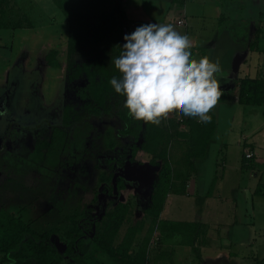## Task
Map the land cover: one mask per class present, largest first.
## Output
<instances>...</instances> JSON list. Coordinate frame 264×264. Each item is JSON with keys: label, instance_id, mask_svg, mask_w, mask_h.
I'll return each instance as SVG.
<instances>
[{"label": "rangeland", "instance_id": "1", "mask_svg": "<svg viewBox=\"0 0 264 264\" xmlns=\"http://www.w3.org/2000/svg\"><path fill=\"white\" fill-rule=\"evenodd\" d=\"M17 3L24 14L14 13L13 17L22 21L20 22L22 30L12 31L10 28L0 30V62L9 74L8 85L3 84L0 87V92L4 93L0 97V151L4 149V151H11L13 147L14 153L26 155L31 152L34 141L49 136L50 125L60 123L65 105L73 106L78 112L81 110L83 102L77 97V91L85 85L86 81L85 79L71 83L66 81L68 23L59 19L60 13L53 3L50 0H17ZM137 3L142 4L141 11L135 7ZM185 3L190 4L189 10L193 14V30L200 22L201 25H205V29L210 31L202 33L201 45H207L211 41L210 36L215 35L219 38L216 49L205 48L204 52L213 61L217 59L220 61L227 57V61L222 63L223 65L220 64L222 74L217 77L220 81V88L223 90L222 97L214 107L218 119L217 136L205 160L207 173L199 178L197 187H200L199 191L207 192L214 178L224 171L225 177L222 178V182L221 177L218 176V180L222 183L221 193L227 194L229 198L233 197V200H228L224 205L227 215L230 216V211L234 207L238 208V217L245 214L247 209H249L247 214L251 215V205H246L248 196H245L244 200L242 193L254 189L253 186L256 185L259 173L249 169L244 170L245 178H243L240 171L235 168L241 162L242 157V149L238 147L240 131L244 132V128L248 130L253 123H259L262 120L261 109L235 104L233 98L236 90L228 89L230 83L225 77L227 73L235 71L239 52H242V48L251 40L249 27L252 25L253 30L259 28L257 20L261 13L264 20V0H186ZM42 5L43 10L39 8ZM123 9L128 18V27L132 32L143 24L165 23L172 24L181 35L185 34L184 28H181L183 26L175 25L178 19V13H175L176 7L171 6L167 0H124ZM242 9L245 11H241ZM220 14L226 19L218 23L216 16ZM247 17L252 20L250 24L246 22ZM30 26V30H27L29 28L26 27ZM117 45L116 37L108 38L104 44L84 45L72 56V60L74 64L80 65L106 52L114 56L119 49ZM51 49L58 50L57 59L62 64L60 72L45 67V55ZM225 52L227 56L221 55ZM233 52H235L234 57H231ZM211 53L215 55L211 56ZM229 58L235 60L232 65L228 61ZM248 63L254 66L257 65L258 60L253 57L252 62L250 58ZM243 70H240L239 77L245 75ZM251 73L254 74V72ZM5 95L6 99H4ZM221 99L225 103H221ZM247 111L253 113V118L248 120V116L245 117ZM161 119L160 125L171 129L173 143L169 146V155L171 161H175L180 157L182 149L178 148L174 142L179 143L186 140L188 128L184 122L180 121L184 120L183 116L176 118L174 114H169L167 119ZM92 122L97 130L94 133L95 137L88 144L89 152L87 151L86 157L77 167L67 172L68 181L77 183L78 188L70 190L72 197L65 212L70 213L75 210L77 213H82L86 211L90 215L101 216L113 211L116 203L123 204L125 221L119 230L115 245L121 243L127 229L137 226L138 232L129 252L134 256L147 243L146 252L149 253L150 258H153L154 250L159 243L157 244L158 238L156 239L155 234L157 229L153 225L148 209L151 208V192L155 188L160 166H152L150 163L152 157L142 152H138L135 157L125 154L120 158L116 149H124L127 140L116 137L115 129L119 127L118 122L108 118ZM230 127H233V132L228 134ZM15 141L18 143L14 144ZM226 141L228 145L222 146V143ZM247 142L252 143L249 138ZM221 146L222 152L219 153ZM262 146L264 153V143ZM115 157L121 160L117 168L114 167L111 170L102 164L105 160ZM222 160L226 161L227 168L225 169L215 165L217 162L221 163ZM164 162L160 161L159 164ZM100 173H104L105 176L112 175L109 188L100 185ZM119 178L122 179L124 188L116 191L115 185ZM57 179L58 176H55L50 182L44 181L40 174L34 172L21 179L0 169V206L25 221L35 219L51 207L47 201L50 194L47 187H53ZM218 180L216 183L219 182ZM66 185L64 183L63 187ZM174 185H179V183H174ZM203 187H206L205 190ZM174 192L172 189L169 194H175ZM111 201L114 203L112 204ZM217 201L220 200L217 198ZM199 204H197V210L201 208ZM190 212V208L188 209L186 205L183 206L177 201L172 204L169 218L186 220L192 217ZM250 217L247 216V220H250ZM255 220L256 249L264 251V227H262L264 215H257ZM226 222L224 219L223 223L226 224ZM98 229L102 232L103 225L100 224ZM238 234L240 236L241 232ZM53 240L59 245L57 237H53ZM62 264H69V262L64 261Z\"/></svg>", "mask_w": 264, "mask_h": 264}, {"label": "trees", "instance_id": "2", "mask_svg": "<svg viewBox=\"0 0 264 264\" xmlns=\"http://www.w3.org/2000/svg\"><path fill=\"white\" fill-rule=\"evenodd\" d=\"M13 1L0 0V28L22 29V21L14 22L13 18L14 13H23L22 8L18 5V9L15 8ZM50 1L59 11V19L68 23L65 76L69 83L85 79V85L77 91V97L83 104L79 112L73 106L65 105L60 123L50 125L49 136L36 140L27 156L22 157L11 151L0 153V169L10 175L22 179L34 172L48 182L58 176L55 185L47 187L50 190L47 201L51 207L39 217L25 221L0 206V264H62L64 261L69 264H148L147 243L134 256L129 252L138 232L137 226L127 229L121 243L115 245L125 221L123 204L116 203L113 211L101 216L90 215L86 211L65 212L72 197L70 190L78 188L77 183L68 181L67 172L77 167L89 152L88 144L97 130L92 121L113 119L119 124L115 129L116 137L127 140L124 149H116L120 158L125 154L135 157L142 152L152 157V166H160L155 188L151 192V208L148 209L153 225L161 231L167 227L169 231H165L168 235L181 233L182 227L191 230L192 225L159 223L158 218L170 191L174 189L176 194H185L190 174L197 172L199 164L206 160L216 131L215 117L211 110L209 122L188 117L180 120L188 128V138L178 143L182 149L180 157L171 161V129L133 120L123 107L124 97L116 94L109 83L112 77H120L113 60L119 56L121 49L114 56L106 52L80 65L72 60L82 46L104 44L111 37H116L118 45L123 46V36L129 34V29L122 0ZM58 54L57 49H51L45 55L48 67L59 69ZM238 87V101L241 104L264 107L263 79H243ZM118 157L107 159L102 164L112 170L121 164ZM160 161L165 162L159 164ZM111 179L112 175H99L100 185L104 188L110 187ZM64 183L66 187H63ZM174 183L179 185L175 186ZM123 188L122 179L119 178L115 189L120 191ZM261 193L264 194V189ZM100 224L103 225L102 232L98 229ZM53 237L58 238L59 245Z\"/></svg>", "mask_w": 264, "mask_h": 264}, {"label": "crops", "instance_id": "3", "mask_svg": "<svg viewBox=\"0 0 264 264\" xmlns=\"http://www.w3.org/2000/svg\"><path fill=\"white\" fill-rule=\"evenodd\" d=\"M123 1L122 0V8H123ZM171 6L176 7L175 13H178L177 17L179 19H183L185 21V26L181 27L184 28L185 34L188 35L192 40V47L190 49L192 56H190V60L194 57L197 60L201 57L208 56L204 51L205 48H215L217 47V42L219 38L215 35L212 37L210 36L211 40L207 45H201L200 41H202V33L209 30L205 29V25H201L198 22L196 29L193 30V18L191 10H189V5H186V0H167ZM39 2V1H38ZM139 2V1H138ZM36 4V3H35ZM12 5L17 8L18 3L17 0L12 2ZM24 6V5H23ZM141 3L135 4V7L141 11ZM187 7V9H186ZM43 10L44 6H40ZM18 9V8H17ZM124 11V9H123ZM241 11H245L242 9ZM126 22L128 26V18L124 11ZM259 17V18H258ZM257 18V22L259 23V28L253 30L251 26L249 27V32L251 40H249L242 48V52H239V59L237 63V67L235 71L229 72L226 74V79H228L230 83V87L228 89H235L236 95L233 98V102L237 105H241L244 107H258L261 109L260 114L262 116V120L259 123H253V126L246 130L244 128V132L240 131V142H238V147L242 149V157L241 162L239 165L237 164L236 170H239L241 176L245 178L244 170H253L259 173L258 180L256 185L253 186V190L247 193H242L244 200L245 196L247 197L248 201L246 205H251V215H248L247 212L249 209L246 210L245 214L241 216H237L238 208L234 207L230 211V216L227 215L224 205L228 202V200H233L229 198L227 194L221 193V182L222 178L225 177L224 171L222 174L218 175L221 182L218 180V176L214 178V182L211 183L210 187L208 188L207 192H201L198 188L199 178L206 175V167L205 161L199 164L197 172L191 173L190 177L186 181V192L185 194H168L164 199L162 211L159 214L158 222H172V223H186L192 225L191 230H185L182 227L181 233H174L172 235H168L166 231H169L168 228H162L161 231L159 228L156 230V239L158 238L159 245L156 246L154 250L153 258L149 257L148 264H264V251L256 249V236L257 232L254 226L256 216L264 215V194L261 191L264 189V153L262 152V143H264V107L261 106H250V105H243L238 101V93L239 87L238 84L241 80H248V79H263L264 80V22L261 16L259 15ZM14 18V17H13ZM247 23H251V19L247 17ZM15 21H18L17 18H14ZM226 17L216 16V20L218 23L225 20ZM196 20V19H195ZM244 20V19H243ZM195 24V23H194ZM129 29V34L132 32ZM2 30V28H0ZM19 30L18 28L12 29ZM22 30V29H21ZM27 30H30L27 29ZM196 38V41H195ZM198 39V40H197ZM203 50V51H202ZM218 53V52H216ZM235 52L231 54V57H234ZM211 56L215 54L211 53ZM221 55L227 56V52ZM258 60L257 65L251 66L249 64V60L252 58ZM221 58V56H220ZM227 61V57L224 59H220V64L223 65ZM231 62H235L234 59H228ZM46 68H50L45 65ZM52 69V68H50ZM62 69V64L60 63L59 69H52L55 72H60ZM241 69L245 74L242 77H239V72ZM66 70V68H65ZM251 72H254L252 74ZM251 73V74H250ZM8 72L5 67H3L2 63L0 62V87L5 84L8 85ZM3 88V87H2ZM222 89V88H221ZM223 91V90H222ZM3 92H0V97L3 96ZM6 99V95L4 96ZM221 103H225L223 99H221ZM220 103V104H221ZM244 113H245V109ZM245 117L248 116V120L252 117V112L247 111ZM257 113V112H256ZM254 113V114H256ZM212 114L215 117L216 122V131L214 138L209 146L215 142V138L217 136L218 131V119L215 114V110H212ZM257 116V115H255ZM244 117V118H245ZM233 120V119H232ZM233 132V127H230L228 130V134ZM247 138L251 139L252 143L247 142ZM256 138H258L256 140ZM19 141V139H18ZM15 141L14 144L18 143ZM35 142V141H34ZM33 142V144H34ZM226 143V144H224ZM178 148H181L180 144L175 143ZM223 145H228V141L223 142ZM222 146L219 147V153L222 152ZM14 150L13 147H11ZM5 150V149H4ZM4 150L0 151V153L4 152ZM11 150V152H13ZM250 151L253 153V157L251 159L245 158V153ZM14 153V152H13ZM19 155L18 153H16ZM28 154V153H27ZM26 155H19L22 157ZM207 159V158H206ZM217 164V165H216ZM216 167L225 169L227 168L226 161L222 160L221 163H215ZM214 165V166H215ZM243 173V175H242ZM216 180L219 182L216 183ZM203 186V184H202ZM212 186V187H211ZM216 186V187H215ZM204 190L206 187H203ZM212 189L214 191H212ZM211 192V193H210ZM248 194V195H247ZM237 196V195H236ZM242 197V201H243ZM217 198L220 201H217ZM194 201L190 203L189 201ZM170 201V203H168ZM179 202L181 205L190 208V213L192 217L187 218L186 220H178L169 218L170 211L172 209V204L175 202ZM200 203L201 208L197 210V204ZM243 203V202H242ZM196 207V208H195ZM247 216H251L250 220H247ZM172 217V216H171ZM226 219V224L223 223V220ZM264 227V225H262ZM189 228V227H188ZM166 230V231H165ZM165 231V232H164ZM241 232L239 236L238 233ZM255 246V247H254ZM149 255V253H148Z\"/></svg>", "mask_w": 264, "mask_h": 264}, {"label": "clouds", "instance_id": "4", "mask_svg": "<svg viewBox=\"0 0 264 264\" xmlns=\"http://www.w3.org/2000/svg\"><path fill=\"white\" fill-rule=\"evenodd\" d=\"M123 40L113 60L120 77H112L109 83L124 97L129 117L156 126L169 114L211 120L210 112L223 95L217 79L222 74L218 59L190 60L192 40L172 24H143Z\"/></svg>", "mask_w": 264, "mask_h": 264}, {"label": "built area", "instance_id": "5", "mask_svg": "<svg viewBox=\"0 0 264 264\" xmlns=\"http://www.w3.org/2000/svg\"><path fill=\"white\" fill-rule=\"evenodd\" d=\"M175 25L176 26H185V21L183 20V19H179V20H177L176 21V23H175ZM253 157V153L252 152H250V151H247V153H245V158L246 159H251Z\"/></svg>", "mask_w": 264, "mask_h": 264}]
</instances>
